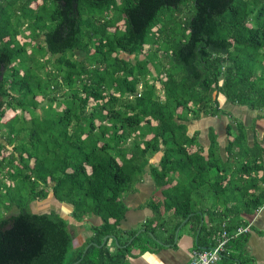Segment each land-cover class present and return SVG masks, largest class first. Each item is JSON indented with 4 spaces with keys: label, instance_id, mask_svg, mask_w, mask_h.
<instances>
[{
    "label": "trees",
    "instance_id": "trees-1",
    "mask_svg": "<svg viewBox=\"0 0 264 264\" xmlns=\"http://www.w3.org/2000/svg\"><path fill=\"white\" fill-rule=\"evenodd\" d=\"M220 94L264 108V0H0V185L25 192L0 218V264H126L142 235L162 244L157 228L172 244L187 215L195 249L246 224L264 205V135L249 145L239 119L224 146L213 126L207 147L187 132L188 120L232 118ZM144 173L164 198L147 201L144 230L125 232L122 194ZM49 191L75 220L99 218L74 249L67 218L30 208ZM247 234L220 260H248Z\"/></svg>",
    "mask_w": 264,
    "mask_h": 264
},
{
    "label": "crops",
    "instance_id": "crops-1",
    "mask_svg": "<svg viewBox=\"0 0 264 264\" xmlns=\"http://www.w3.org/2000/svg\"><path fill=\"white\" fill-rule=\"evenodd\" d=\"M221 96L222 97L220 105L225 110L230 111L232 113L233 116L231 119L233 120V122L235 121V119H239L242 120L245 125L252 126V128H247L246 138L248 144L252 145L255 140V137L258 139L262 138L264 135V108H249L248 106L243 104L235 105L228 101L223 95ZM231 108L235 109L236 112L238 110H249L251 113L248 114L249 121L246 122L245 119L239 116V114H235V111H233ZM219 116L228 117L227 115ZM212 117L207 118L211 119ZM227 123L230 122H228V119H225L224 125L226 126ZM208 126H213L216 129L218 135H221V129L216 128L213 123L208 124L207 128ZM195 130H198L197 127H195L191 133H189L188 131L187 132L189 134H192ZM224 132L225 135H227L225 129ZM206 137L208 140L207 131ZM207 145L208 142L204 147H207ZM158 152H160V158L162 150ZM158 160L152 162L158 163ZM134 186V190L124 192L122 194V200L127 206V209L124 213L123 218L120 221V227L125 232L134 229H137V231L144 230V227L142 226L143 222L145 221V219L153 215V210L149 206L147 201L151 197H158L161 200L164 198L162 194V187H157L149 173H144L141 179H139ZM56 202L60 204V210L62 211V213L56 210L55 211L65 218H67V216L69 218L70 216V219H68V221L70 222L71 218H73L70 215L71 207L66 202ZM242 216L246 219V222L250 224V230L247 232V240L243 245L242 252V258L248 257V260H243V262L241 263L237 257H231L219 260L218 262L220 264H264V205L260 206L253 213H242ZM72 220L78 223H87L89 225L99 222V218L95 214L86 215L80 221L74 219ZM89 220L93 222L90 223ZM203 220H207V214L200 215V223ZM182 224L179 225V228L176 233V238L175 231L177 228L174 231L173 243L175 244H167L164 241L166 236H168L169 231L163 228L158 230V233L155 237L162 244L152 243L150 241L151 237H149L148 234L142 236V240L139 241L142 246L141 244H136L132 246L130 254L127 255L126 264H186L190 259L192 250L194 249L193 246L196 236H193L190 232L189 224H186L185 226H182ZM86 231L87 232L85 234V239L91 233L90 229H86ZM143 238L145 239V241H143ZM229 251L230 253H232L236 250L230 248Z\"/></svg>",
    "mask_w": 264,
    "mask_h": 264
},
{
    "label": "rangeland",
    "instance_id": "rangeland-1",
    "mask_svg": "<svg viewBox=\"0 0 264 264\" xmlns=\"http://www.w3.org/2000/svg\"><path fill=\"white\" fill-rule=\"evenodd\" d=\"M23 39V38H21ZM32 50V47H29L28 46V52ZM76 53L78 54V52L76 51ZM139 57H143V54H139ZM37 58H38V61L39 63L41 64H45L46 68H52V65H51V62L48 61V57L45 53L44 50H41V52H37ZM130 58L132 61H134V56L133 55H130ZM150 68H152L151 64H149ZM55 96L58 98L59 97V92H55ZM221 94L218 96V99L219 101H221ZM43 102V101H42ZM221 103V102H220ZM235 105H241V104H237V103H233ZM233 111H235V114H239V116L243 119H245L246 122L249 121V116L248 114H251L249 110L245 109L244 111H237L233 108H231ZM37 110H40L39 107H37ZM13 114V111L12 110H7L6 113H5V116L6 117H9ZM207 117H211V116H201L199 119H197L196 121L194 120H188L186 121L187 123V131L189 133L192 132V130L197 127L198 131L200 133H198V139L199 141L202 143L203 146H206L208 140H207V137H206V131H207V125L210 124V123H213V125L218 128V129H221L220 133L221 135H218V141L220 143V145H224V142L226 141V138H227V135H225V132H224V129H225V125H224V120L225 119H228V122L232 123L233 125V128H235V121L233 122V120L229 117H223V116H214L212 117L211 119L207 118ZM27 136V135H26ZM0 141L7 145L9 148H10V145L7 144V141L1 137L0 135ZM4 153H6V151L4 150L3 151ZM159 155H160V152H157L155 153L151 158H150V161H157L158 158H159ZM9 181V180H8ZM7 179L5 181V183L1 186L0 185V218L1 217H4V216H7L11 213H15L18 211V207H17V204H12L10 205V200H9V196L11 195H15V194H22V197L25 196V192H24V188L22 186H13L14 183L12 181V185L10 187H7ZM11 183V181H10ZM49 188V186H48ZM5 190H8L9 193L8 194H4V191ZM30 208L33 210V211H39V210H45V211H49V210H56V211H59L62 213V211L60 210V204H58L56 202V199H54V197L52 196V193L49 191V193L45 196V197H42V198H37V199H33L31 202H30ZM67 219H70V216L68 218L67 216ZM72 219L74 218H71L70 222H69V230H70V233L72 234V249H74L75 247L77 246H80V244L82 242H84L83 239H85V234H86V229H89V224L87 223H78L76 221H73ZM75 220V219H74ZM89 222H93L91 220H89ZM84 227V228H83ZM161 229V228H160ZM160 229H156L155 230V233H158V230ZM144 236V235H142ZM77 245V246H76ZM72 249L71 251L68 252L67 256L70 255V252H72ZM217 264H220L219 262H217Z\"/></svg>",
    "mask_w": 264,
    "mask_h": 264
},
{
    "label": "built area",
    "instance_id": "built-area-1",
    "mask_svg": "<svg viewBox=\"0 0 264 264\" xmlns=\"http://www.w3.org/2000/svg\"><path fill=\"white\" fill-rule=\"evenodd\" d=\"M250 230V224L238 225L232 232L223 230L213 246L202 249H193L190 259L186 264H217L220 260L225 244L232 236L245 233Z\"/></svg>",
    "mask_w": 264,
    "mask_h": 264
},
{
    "label": "water",
    "instance_id": "water-1",
    "mask_svg": "<svg viewBox=\"0 0 264 264\" xmlns=\"http://www.w3.org/2000/svg\"><path fill=\"white\" fill-rule=\"evenodd\" d=\"M64 3H65V5H72V4H74L75 3V0H64ZM57 201V200H56ZM68 205L71 207V209H72V205L70 204V203H68ZM32 210V209H31ZM33 211V210H32ZM39 211H45V210H39ZM39 211H33V212H39ZM55 211V210H54ZM188 218V215H187V217L185 218V219H183L182 220V222H181V224L186 220ZM178 228H179V226L177 227V229H176V231H175V238H176V233H177V230H178ZM138 232V231H137ZM106 237L107 236H104L103 237V240H102V242H101V244L105 241V239H106ZM166 245V244H165ZM72 264V263H71Z\"/></svg>",
    "mask_w": 264,
    "mask_h": 264
}]
</instances>
